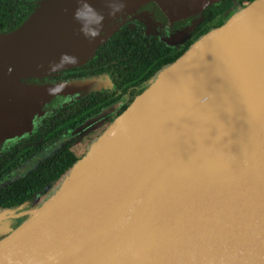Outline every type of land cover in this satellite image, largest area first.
<instances>
[{
    "label": "water",
    "instance_id": "95a60500",
    "mask_svg": "<svg viewBox=\"0 0 264 264\" xmlns=\"http://www.w3.org/2000/svg\"><path fill=\"white\" fill-rule=\"evenodd\" d=\"M147 1L172 20L216 0H36L0 33V86L85 61ZM33 87L24 112L57 90ZM24 214L0 264H264V0L162 65Z\"/></svg>",
    "mask_w": 264,
    "mask_h": 264
},
{
    "label": "flooded vegetation",
    "instance_id": "af4514ba",
    "mask_svg": "<svg viewBox=\"0 0 264 264\" xmlns=\"http://www.w3.org/2000/svg\"><path fill=\"white\" fill-rule=\"evenodd\" d=\"M131 9L85 61L52 68L40 77H18L20 85L14 90L6 91L5 86H0V110L8 113L5 119L10 129L22 131L0 138V216H4L0 217V227L12 228L22 221L38 194L37 189H31L29 180L49 176L70 155L78 158L88 140L86 134L101 123L107 125L125 109L144 88V75L157 58L182 52L213 28L195 36L200 12L169 20L151 1ZM222 14L224 21L226 12ZM72 83L80 85L68 88ZM41 84L57 90L49 92L38 108L19 115L21 106H28L29 98L39 95L33 86ZM108 106H112L110 112L81 127ZM1 118L0 115V122ZM12 185L17 187L12 189ZM24 193L31 197L11 202Z\"/></svg>",
    "mask_w": 264,
    "mask_h": 264
},
{
    "label": "trees",
    "instance_id": "16d2710c",
    "mask_svg": "<svg viewBox=\"0 0 264 264\" xmlns=\"http://www.w3.org/2000/svg\"><path fill=\"white\" fill-rule=\"evenodd\" d=\"M250 0H219L218 3H211L200 11L199 15V31L195 33L197 37L200 33L209 29V27H216L223 22V14L224 12L229 13L233 7L240 6L243 2H248ZM36 4V0H0V33H6L15 30L30 14V12L34 9ZM231 7V8H229ZM228 9V10H227ZM116 28V27H115ZM114 28V29H115ZM116 35V34H115ZM113 35V36H115ZM110 41V40H109ZM128 43V41H125ZM184 51V50H183ZM182 51V52H183ZM182 52H177L174 55H165L161 58H157L153 64L151 65L149 71L144 75L145 80L144 85L151 78V76L164 64L174 60L177 55ZM34 77V76H29ZM40 77V76H38ZM42 85V84H41ZM135 96V95H134ZM44 102V101H43ZM29 123V122H27ZM29 125V124H27ZM30 127V125H29ZM21 133V132H20ZM17 134V133H16ZM19 134V133H18ZM8 137V136H7ZM74 156L70 155V157L63 163L60 167L57 168L52 174L47 177H33L29 180L31 184V189L38 191L37 196L33 199L34 206L38 202V199L43 196L44 193L48 191V189L55 183L58 177L72 164L74 160ZM15 185H12L11 188L14 189ZM40 189V190H39ZM2 193V192H1ZM3 196V194H1ZM31 197L29 193H24L21 196H18L16 200L13 198L11 202H17L22 200L23 198ZM33 206V207H34Z\"/></svg>",
    "mask_w": 264,
    "mask_h": 264
},
{
    "label": "rangeland",
    "instance_id": "374dc122",
    "mask_svg": "<svg viewBox=\"0 0 264 264\" xmlns=\"http://www.w3.org/2000/svg\"><path fill=\"white\" fill-rule=\"evenodd\" d=\"M233 8H234V7H233ZM233 8L230 10V12L233 11ZM230 12H229V13H230ZM229 13H227L226 16H227ZM24 91H26V90H24ZM22 97L24 98L25 95H23ZM20 112H21V114H19V115H23L24 111H23V108H22V107H21ZM20 112H19V113H20ZM18 117H19V116H17V118H18ZM12 120L15 121L14 118H12ZM105 126H106V125H103V123H101V124L98 125V127H97L94 131L88 132V133L86 134L87 137H88V140L85 141L84 144H83V146H82V147H83L82 150H81L82 153L84 152V150H85L86 146L88 145V143L91 142L92 139H93L95 136H97V135L102 131V129H103ZM82 153H81V154H82Z\"/></svg>",
    "mask_w": 264,
    "mask_h": 264
}]
</instances>
